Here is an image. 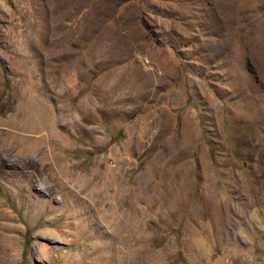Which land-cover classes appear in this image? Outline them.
Segmentation results:
<instances>
[{"label": "rangeland", "instance_id": "rangeland-1", "mask_svg": "<svg viewBox=\"0 0 264 264\" xmlns=\"http://www.w3.org/2000/svg\"><path fill=\"white\" fill-rule=\"evenodd\" d=\"M0 264H264V0H0Z\"/></svg>", "mask_w": 264, "mask_h": 264}]
</instances>
